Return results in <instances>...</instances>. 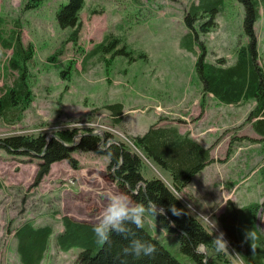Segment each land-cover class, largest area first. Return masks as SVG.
<instances>
[{
  "label": "rangeland",
  "instance_id": "obj_1",
  "mask_svg": "<svg viewBox=\"0 0 264 264\" xmlns=\"http://www.w3.org/2000/svg\"><path fill=\"white\" fill-rule=\"evenodd\" d=\"M27 1L0 0L1 37L7 38L16 28L25 47H34L25 61L30 105L18 122L9 124L0 118V138L39 132L50 137L60 129L85 133L89 128L109 143L127 144L131 136L143 135L151 126L178 128L210 148L212 161L175 193L215 238L223 233L229 256L244 264L225 237L219 216L229 201L241 209L264 202V140L247 121L253 101L231 105L203 92L195 70L199 46L185 23L199 0H85L75 42L68 40L74 27L60 28L55 21L57 10L68 0H41L30 10L24 9ZM205 3H216L218 11L209 31L200 30L207 15L199 14L196 24L206 59L216 62L224 57L233 64L236 49L247 42L243 6L238 0ZM255 29L264 63L263 10ZM113 39L120 41L116 48L97 49ZM189 44L195 50L187 48ZM123 47L129 54L117 53ZM13 56V48L1 41L0 97L19 75L9 66ZM116 103L123 105L120 116L107 108ZM72 156L80 164L78 169L67 160L55 162L34 186L40 160L0 150V264H22L15 233L25 222L54 230L41 264H78L79 248L64 251L57 244L56 234L64 228L62 217L96 224L112 195L122 194L134 203L108 175L109 156L80 150ZM146 162L147 176L158 171L157 165ZM145 221L181 263L191 264L175 235L149 216ZM256 226L264 233V209ZM200 251L208 254L206 248Z\"/></svg>",
  "mask_w": 264,
  "mask_h": 264
},
{
  "label": "trees",
  "instance_id": "obj_2",
  "mask_svg": "<svg viewBox=\"0 0 264 264\" xmlns=\"http://www.w3.org/2000/svg\"><path fill=\"white\" fill-rule=\"evenodd\" d=\"M39 1L41 0H28L24 9L30 10L39 6ZM205 1L199 0L198 4H193L185 16V23L190 31L188 35L193 32L200 50L195 70L202 82L203 92L213 95L219 102L231 105L253 101L254 107L247 121L264 140V63H261L255 29V24L260 19L262 10L264 11V0H238L244 9L243 31L247 42L236 49L235 62L230 65L224 57L218 58L216 62L206 59L207 49L199 40L196 24L200 19L199 14L207 15L209 18L201 24L200 30L209 31L214 26V17L218 11L216 3L209 5ZM84 4L85 0H68L59 7L55 16L60 28L74 27L68 39L72 42L78 39L81 27L80 11ZM14 24L18 25L17 22ZM15 29L7 38H2L0 32V43L2 41L5 47L13 48L14 51L9 66L19 70L14 85L8 87L0 97V118L9 124L21 120L22 112L31 101L25 61L32 57L34 47H25ZM119 42V39H113L108 43H101L97 49L110 51ZM186 46L195 50L193 44ZM117 53L129 54L125 47L117 50ZM107 108L114 115L120 116L123 105L116 103L108 105ZM90 131L89 128L85 133L78 128L60 129L50 137L44 132L10 134L0 138V150L7 154L40 160L34 186L43 181L55 162L67 160L72 168L78 169L80 164L72 156L75 151L107 155L110 159L108 175L119 183L123 193L131 197L134 203L147 205L151 200L164 210L162 215L146 216L176 236L180 252L189 257L191 264H236L225 249L217 250L211 243L215 237L190 214L185 203L175 193H180L187 187L192 178L212 161L210 148H206L189 134L179 133L178 128L173 126H151L143 135L131 136V145L109 143L107 139L103 140ZM79 134L80 138L76 141ZM146 160L159 167L150 176L145 173V166L148 165ZM262 174L264 176V168ZM173 205L180 210L181 215H174L169 210ZM263 209L264 202L253 203L241 209L229 201L225 211L219 216L225 237L241 255L244 264H264V233L256 226L257 215ZM62 222L64 228L56 234L57 244L64 251L79 248L78 264H183L155 238L147 221L144 222L143 229L130 225L133 235L129 239L113 233L111 243L105 245L96 243L92 231L94 223L78 221L69 215L63 216ZM53 233L50 225L35 226L32 222L22 224L15 233L21 263L41 264ZM131 239L153 243L157 249L156 254L152 258L141 259L124 255L123 249L129 245ZM201 243L206 244L207 255L198 249L197 246Z\"/></svg>",
  "mask_w": 264,
  "mask_h": 264
},
{
  "label": "clouds",
  "instance_id": "obj_3",
  "mask_svg": "<svg viewBox=\"0 0 264 264\" xmlns=\"http://www.w3.org/2000/svg\"><path fill=\"white\" fill-rule=\"evenodd\" d=\"M174 215H181L180 210L175 206L169 209ZM163 209L156 203L149 200L147 205L143 203H131L122 194H114L109 198V202L103 210L100 219L93 226V234L98 245H105L111 243V236L113 233L129 239L133 235L130 225L135 226L136 229H143L145 216L151 215L156 217L163 214ZM187 236V233L183 234ZM218 251L226 248V242L223 240V233L211 242ZM198 249H203L206 244L201 243L197 246ZM253 251L255 250L252 248ZM156 246L148 241L140 239H131L127 247L123 249L124 255H131L136 259L152 258L156 254Z\"/></svg>",
  "mask_w": 264,
  "mask_h": 264
},
{
  "label": "built area",
  "instance_id": "obj_4",
  "mask_svg": "<svg viewBox=\"0 0 264 264\" xmlns=\"http://www.w3.org/2000/svg\"><path fill=\"white\" fill-rule=\"evenodd\" d=\"M129 143L132 144V142L129 140Z\"/></svg>",
  "mask_w": 264,
  "mask_h": 264
},
{
  "label": "bare ground",
  "instance_id": "obj_5",
  "mask_svg": "<svg viewBox=\"0 0 264 264\" xmlns=\"http://www.w3.org/2000/svg\"><path fill=\"white\" fill-rule=\"evenodd\" d=\"M209 16V15H208ZM198 24H199V22H198ZM196 41V40H195ZM204 41V40H203Z\"/></svg>",
  "mask_w": 264,
  "mask_h": 264
},
{
  "label": "crops",
  "instance_id": "obj_6",
  "mask_svg": "<svg viewBox=\"0 0 264 264\" xmlns=\"http://www.w3.org/2000/svg\"><path fill=\"white\" fill-rule=\"evenodd\" d=\"M156 169V168H155Z\"/></svg>",
  "mask_w": 264,
  "mask_h": 264
}]
</instances>
